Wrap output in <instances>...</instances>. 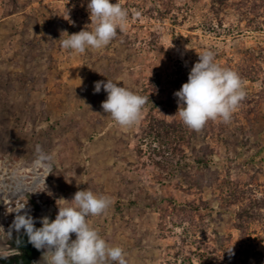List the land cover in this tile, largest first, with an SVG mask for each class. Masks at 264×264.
I'll return each instance as SVG.
<instances>
[{
	"label": "rangeland",
	"instance_id": "obj_1",
	"mask_svg": "<svg viewBox=\"0 0 264 264\" xmlns=\"http://www.w3.org/2000/svg\"><path fill=\"white\" fill-rule=\"evenodd\" d=\"M111 2L128 11L123 28L79 54L61 47V32L90 24L88 0H0L10 206H28L41 226L59 198L88 188L111 200L89 226L127 264H264V0ZM204 51L239 74L246 96L229 122L193 131L175 115L174 93ZM107 79L149 97L138 123L122 127L103 112L107 93L94 83ZM151 120L173 129L160 141L143 132ZM41 153L48 167L36 163ZM12 228L0 220V246Z\"/></svg>",
	"mask_w": 264,
	"mask_h": 264
},
{
	"label": "clouds",
	"instance_id": "obj_2",
	"mask_svg": "<svg viewBox=\"0 0 264 264\" xmlns=\"http://www.w3.org/2000/svg\"><path fill=\"white\" fill-rule=\"evenodd\" d=\"M87 11L90 24L77 33L61 32V35H67L60 41L62 48L79 54L88 49H103L116 37L117 30L123 28L128 18V11L119 2L112 3L111 0H88ZM70 23L74 25V22ZM90 26L91 30H88ZM102 88L107 93V98L101 102L105 114L122 127H131L139 122L149 97L109 79L94 83V93H99ZM174 96L178 103L175 115L190 130L200 131L209 120L229 122L245 99L246 92L237 72L221 67L215 62L212 51H204L198 54V61L190 69L187 82ZM49 159L47 154L41 153L36 163L48 167L44 162ZM110 204L107 196H98L88 188L77 190L71 199L61 197L56 201L58 212L54 220L43 217L41 227L37 228L27 212L20 214L24 205L16 212L13 227L17 232L23 229L29 243L42 251V264H127L123 248L111 246L88 223L89 216L102 215ZM73 234L75 239H72ZM7 236L11 239L10 232ZM0 249L9 248L4 245ZM0 258L7 259L8 256L0 255Z\"/></svg>",
	"mask_w": 264,
	"mask_h": 264
},
{
	"label": "trees",
	"instance_id": "obj_3",
	"mask_svg": "<svg viewBox=\"0 0 264 264\" xmlns=\"http://www.w3.org/2000/svg\"><path fill=\"white\" fill-rule=\"evenodd\" d=\"M172 129V125L169 123L151 120L143 132L146 135L154 134L162 141L163 135H166L168 130ZM196 160L199 163H203L202 157ZM35 227L39 228L40 226L35 225ZM12 247L15 249V253L9 255L7 259L0 258V264H33L32 260L39 251L29 243L28 236L25 232L18 234L12 240Z\"/></svg>",
	"mask_w": 264,
	"mask_h": 264
},
{
	"label": "built area",
	"instance_id": "obj_4",
	"mask_svg": "<svg viewBox=\"0 0 264 264\" xmlns=\"http://www.w3.org/2000/svg\"><path fill=\"white\" fill-rule=\"evenodd\" d=\"M12 166L19 167L20 163H12ZM11 165L8 158H0V220L3 221L5 225L8 227H13V221L17 215V213H12L11 215H6V207H12L10 206V199H13L14 197L11 196L10 191V185L9 181L13 182L10 179V176H8L9 172L11 171L9 166ZM36 167V166H35ZM11 197V198H10ZM14 207V206H13ZM29 207L25 206V209L20 213L24 214V212H27L28 214ZM9 220V221H8Z\"/></svg>",
	"mask_w": 264,
	"mask_h": 264
},
{
	"label": "flooded vegetation",
	"instance_id": "obj_5",
	"mask_svg": "<svg viewBox=\"0 0 264 264\" xmlns=\"http://www.w3.org/2000/svg\"><path fill=\"white\" fill-rule=\"evenodd\" d=\"M36 226H40V225H36ZM41 227V226H40ZM13 230H15L14 228H12V231L10 232L11 233V239H8V236H7V234L9 233V232H6V235H4V238L2 237V241H1V244L2 245H7V247L12 251V254H10V255H13L14 253H15V249L12 247V240L18 235V234H21V233H23L24 232V230L21 232H17V231H14L13 232ZM38 253H39V251H38ZM38 255V254H37ZM36 255V256H37ZM6 256H9V255H6ZM36 256L33 258V260H32V263L33 264H36V263H34V259L36 258Z\"/></svg>",
	"mask_w": 264,
	"mask_h": 264
},
{
	"label": "bare ground",
	"instance_id": "obj_6",
	"mask_svg": "<svg viewBox=\"0 0 264 264\" xmlns=\"http://www.w3.org/2000/svg\"><path fill=\"white\" fill-rule=\"evenodd\" d=\"M24 207V204H21V205H18V206H12V207H9L6 210V215H11L12 213H15V212H18L21 208ZM25 209V207H24Z\"/></svg>",
	"mask_w": 264,
	"mask_h": 264
},
{
	"label": "water",
	"instance_id": "obj_7",
	"mask_svg": "<svg viewBox=\"0 0 264 264\" xmlns=\"http://www.w3.org/2000/svg\"><path fill=\"white\" fill-rule=\"evenodd\" d=\"M14 228V227H13ZM15 229V228H14Z\"/></svg>",
	"mask_w": 264,
	"mask_h": 264
}]
</instances>
